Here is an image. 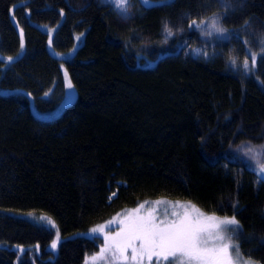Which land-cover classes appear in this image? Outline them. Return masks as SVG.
Returning a JSON list of instances; mask_svg holds the SVG:
<instances>
[{
    "label": "trees",
    "instance_id": "1",
    "mask_svg": "<svg viewBox=\"0 0 264 264\" xmlns=\"http://www.w3.org/2000/svg\"><path fill=\"white\" fill-rule=\"evenodd\" d=\"M133 2L123 26L105 0H0V264H134L91 230L161 199L235 217L241 253L264 264V179L246 155L264 151V0ZM215 17L227 36H205ZM63 65L77 97L46 116Z\"/></svg>",
    "mask_w": 264,
    "mask_h": 264
},
{
    "label": "snow or ice",
    "instance_id": "2",
    "mask_svg": "<svg viewBox=\"0 0 264 264\" xmlns=\"http://www.w3.org/2000/svg\"><path fill=\"white\" fill-rule=\"evenodd\" d=\"M128 0H115L116 6L123 9ZM150 0H144L148 4ZM196 25V21L192 22ZM212 27L217 31H224L218 27L213 21ZM170 36L171 30L165 29ZM23 32L21 30V36ZM51 43V41H49ZM11 61L13 58L8 57ZM253 67L255 66L256 57H251ZM234 63V61H233ZM245 68L248 67V61L244 62ZM67 79V73H65ZM71 88V82H68ZM47 95V93H45ZM264 150V146H261ZM246 155L255 159L259 166V172L264 174V163L260 162V157L264 155V151L257 152L255 148H249ZM157 204L166 203V201H156ZM184 208L183 213H173L174 219H168L165 214L163 219H158L152 210L147 214H140V209L144 204H140L139 208L134 209L127 214L121 221V227L114 236L107 238L106 248L115 249L114 255L116 259L125 262H134V264H144L145 258L151 264L153 257L163 258L169 261L174 258L170 264H230L229 247L227 243H223L224 237L218 232L210 231L212 228H219L221 224L237 225L239 222L235 217L219 219L207 216L195 206L190 204H176ZM31 215V213L29 214ZM40 220H46L55 227L54 222L47 216H40ZM103 227V226H101ZM100 229L93 228L91 231L96 233ZM215 237L216 241L221 243L210 244V239ZM59 237L51 244V248L57 247ZM238 252L239 246H235ZM130 251V256L128 255ZM245 264H253L252 261H246Z\"/></svg>",
    "mask_w": 264,
    "mask_h": 264
},
{
    "label": "rangeland",
    "instance_id": "3",
    "mask_svg": "<svg viewBox=\"0 0 264 264\" xmlns=\"http://www.w3.org/2000/svg\"><path fill=\"white\" fill-rule=\"evenodd\" d=\"M105 1L112 4L113 9H114V14H115L114 20L117 21V23H119L120 25H123V26H125V25L127 26L129 23H131L130 21H131V19L134 18V14H135L134 13L135 9H134L133 0H128L127 4L124 6L123 9H120L116 6L115 0H105ZM213 21L216 22L218 27H220L224 30V28L222 27V25L219 22V19L217 17H215L210 22L205 24V28H204L205 36H213V37L214 36H218V37L219 36H227V33L225 32V30L221 31V32H217L212 27ZM83 38H84V35H80L79 37H77L76 46L68 53V55H75L77 49L81 45V40H83ZM63 68H64V72L67 73L66 92H65L64 99L61 101V103L58 105V107L55 109V111L53 113L47 114L46 116H54L55 117V116L59 115L64 110V108L67 105L71 104L73 101H75V99L77 97L76 88H75V86H74V84H73V82H72V80L68 74L67 69L65 68V65H63ZM69 81L71 82V85H72L71 88L68 87ZM252 166H253L254 170L257 172V174L261 178L264 179V174H261L259 172V166H258L257 161L255 159L252 162ZM156 201H166V203L157 204ZM176 204H189V203H184V202H180V201H170V200H166V199L155 200L153 202L144 204V207L140 209V214H147V212L149 210H152L154 212V214L157 215L158 219H163L165 214H167L168 219H174L175 216H173V213H183L185 211L184 208H181L179 206H176V207L173 206ZM195 208L199 209L201 212H203L207 216L214 215L215 217H217L219 219L231 218V217H220V216L215 215V214L206 213L201 208H199L197 206H195ZM133 210L134 209H128V210L122 211L118 215H116L112 220L105 223L104 225H101L103 227L99 226L98 229H100V230L97 232L105 238L106 243H107V238L114 236L115 233L117 231H119V229L121 227V221L125 218V216L127 214L131 213ZM54 224H55V222H54ZM48 226L53 227L51 224H49ZM238 226H239V223L237 225L221 224L219 226V228H212V229H210V231H212L213 233L218 232L219 235L224 237L223 243H227L230 245V247H229L230 264H245V262L249 261V260L252 261L253 264H259L258 262L245 257L241 253L239 248H238V252H237V249L235 246L238 245V243L234 240V233L237 230ZM55 228L57 230L55 240H57V236L59 237V239H58L57 247L53 250L57 251L58 245H59V243L63 237L59 233L57 224H55ZM106 243H105V245H106ZM212 243L219 244L221 242L216 241L215 237L213 236L210 239V244H212ZM130 254L131 253H128L129 256H130ZM122 262L126 263L123 260H122Z\"/></svg>",
    "mask_w": 264,
    "mask_h": 264
},
{
    "label": "bare ground",
    "instance_id": "4",
    "mask_svg": "<svg viewBox=\"0 0 264 264\" xmlns=\"http://www.w3.org/2000/svg\"><path fill=\"white\" fill-rule=\"evenodd\" d=\"M64 80H65V84H66V77L64 75ZM64 99V98H63ZM115 196V195H113ZM37 218V217H36ZM39 220V218H37ZM46 221V220H45ZM47 222V221H46ZM88 262L90 264H110L111 263V260H110V257L105 255V254H102L101 256V253L98 252L96 253L94 256L90 257L88 259ZM122 264V263H121Z\"/></svg>",
    "mask_w": 264,
    "mask_h": 264
}]
</instances>
